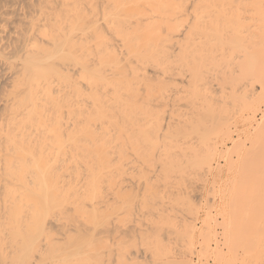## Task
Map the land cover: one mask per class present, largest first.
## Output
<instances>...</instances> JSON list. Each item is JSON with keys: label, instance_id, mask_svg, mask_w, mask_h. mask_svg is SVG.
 I'll return each mask as SVG.
<instances>
[{"label": "bare ground", "instance_id": "1", "mask_svg": "<svg viewBox=\"0 0 264 264\" xmlns=\"http://www.w3.org/2000/svg\"><path fill=\"white\" fill-rule=\"evenodd\" d=\"M263 92L264 0H0V264H191L163 241L178 225L191 248L190 195L150 202L174 175L215 178L221 135L224 248L206 212L199 257L264 264V113L246 149L225 116Z\"/></svg>", "mask_w": 264, "mask_h": 264}, {"label": "rangeland", "instance_id": "2", "mask_svg": "<svg viewBox=\"0 0 264 264\" xmlns=\"http://www.w3.org/2000/svg\"><path fill=\"white\" fill-rule=\"evenodd\" d=\"M263 96H264V92H263ZM264 98V97H263ZM259 100H260V98H259ZM259 100L257 99L255 102H259ZM264 100V99H263ZM236 104V103H235ZM233 104L234 106H227V110H226V114H225V116H227V118H228V120L232 117V119H230V121H228L227 119H226V121H228L227 123H226V121H225V123H226V125H227V129H229L230 131V136H232V139L233 138H239L240 137V140H244L245 142H241V143H243L244 144V146H243V148H249V144L250 143H248V139L246 138V136H248L247 134L250 132H248V130H251L252 128H251V125L250 124H255L257 121H260L261 120V117H262V115L261 114H263L264 113V101L262 102V98H261V101L259 102V104L258 103H256V108H255V105H254V107H253V109H255V110H253V111H250V112H248L246 109H244V108H242V106H241V108H239L240 106H239V104ZM239 106V107H238ZM229 110H230V112H229ZM240 110H242V111H240ZM229 113H228V112ZM237 113H236V112ZM234 114H232V113ZM236 114H235V113ZM241 112H242V114H241ZM263 112V113H262ZM238 114V115H237ZM246 114L248 115L249 114V117L251 118V120H249L247 117H245L246 116ZM232 115V116H231ZM251 115V116H250ZM244 118H247V119H244ZM260 118V119H259ZM246 121V122H245ZM249 121V122H248ZM250 121H252V122H250ZM250 123V124H249ZM247 126H245V125ZM249 124V125H248ZM244 127V128H243ZM245 130V131H244ZM247 130V131H246ZM247 132V133H246ZM242 133V134H241ZM244 133V134H243ZM246 133V134H245ZM245 136V137H244ZM221 137H223V138H221ZM221 137L220 138H218V139H220L221 141H219L218 139V144H217V148H218V150L220 149V151H221V154L223 155V150H226V148L229 146H231V139L230 138H228V139H226L227 138V136L225 137V136H222L221 135ZM243 138V139H242ZM225 139V140H224ZM223 140V141H222ZM221 142V143H220ZM227 146V147H226ZM229 147L227 148V149H229ZM233 149H231V150H229V153H230V151H231V158L234 160V159H237V153L235 154V153H233V151H232ZM219 151V152H220ZM225 152V151H224ZM236 152V151H235ZM217 154H219V153H217ZM214 155V157L211 159V166H212V168L214 169V171H216L214 174H216L215 175V178L213 177V172H211V171H206V169H204V171H201L200 173H196V172H194V173H196V174H194V173H192L193 174V177H192V174H191V172L192 171H190V176L189 175H187V174H189V173H187V174H185V175H180V174H178V175H174L173 177H172V181H174V183H171V184H168V187H169V189H170V191H169V189H168V187H167V184L165 185V184H163V185H161V186H165L164 188L162 187L161 188V186L159 187L158 186V193L160 194V197H159V194L157 195L158 196V198H154V197H152V200H151V202H150V205H151V203L152 204H154L152 207H153V209H155L154 211H156V210H160L161 208H162V204H164V205H166L165 206V208H169V205H170V203H167L169 200H170V198H169V200H168V194H169V197H171L172 195H174V194H170L173 190H174V187H175V189L178 191V194L176 193V196H178L179 195V193L181 194V196L180 197H182V198H184V199H189L188 198V196L191 198L190 200H189V202L192 204V207L193 208H195V209H197V210H195V211H197V213H190V212H192V211H189L188 209L186 210V211H184L185 209H183V213L181 212V215L183 216V215H185L187 218H190L189 216H191L192 217V215H195L196 216V218H193V219H191L192 221H193V225L195 226L194 227V230H195V235H192L191 236V244H190V246H191V248L189 247V248H187V242H188V240L187 241H185V239H187V238H185L184 236H182V239H184V240H181V236L179 237V236H176L177 234L178 235H181L180 233V231H181V229H180V227L178 226V225H175V227H174V225L173 226H171L170 228H169V226H167V230H173V231H170V232H168V231H166V228H165V226L166 225H164V227H163V229L166 231V233L168 232V233H172V234H166L165 235V233H164V235H165V237L167 238V239H165L164 238V235H162V239L164 238L165 240H163L164 242H169V240H170V242L171 241H173V238H174V241H173V245H171L172 244V242L171 243H169V249H170V253L172 254V255H174L175 253L177 254V252L178 253H183L184 251H185V253H186V255H187V257L191 260L190 262H191V264H214V262H215V264H216V261L214 260V258L211 256H202L201 258L199 257V255H200V251H201V242H202V239H201V237L200 236H198V233L197 232H199V229H200V227H201V225H202V221L204 220L203 219V216H204V218H205V214H206V212H210V218L212 219H210L209 218V222H210V224H211V226H212V229H215L214 230V232H213V230H212V232L214 233V236L215 237H218V238H215L216 240L218 239L219 240V244H221V242L220 241H222V240H220V239H222L221 237V232H220V223H216V222H220L221 221V212H220V210H219V208H227L226 206V204H224L225 203V201L227 200V199H224V198H226L225 197V195L223 196V193L222 192H224V191H221V194H222V196H220L221 194L219 193V191H220V188L222 189V187L223 188H227V186L229 185V182L233 179V177H234V173H232L233 171L231 170V171H229V169L227 168V166H226V163H225V159L222 157V155ZM217 163H219V164H217ZM219 165V166H218ZM227 168V169H226ZM141 169H143V171H142V173L141 174H143V175H141L140 176V174L139 173H137L136 171V173H137V177L135 176V177H133L134 178V180H135V182L136 181H140L141 180V182L142 181H144V178H143V176H152L153 175V172H152V169L151 168H147V170H145L144 171V168H141ZM146 169V168H145ZM151 169V170H150ZM154 169H156V168H154ZM153 169V170H154ZM226 170V171H225ZM128 171V172H127ZM126 172L128 173V174H126L127 176H126V178L128 177V179L130 178V176H131V174H132V171H129V170H127ZM149 171V172H148ZM131 172V173H130ZM135 173V174H136ZM134 174V173H133ZM132 174V175H133ZM149 174V175H148ZM150 174H152V175H150ZM138 175H139V177H140V179H137L138 178ZM195 175V176H194ZM218 175H219V177H218ZM228 175V176H227ZM191 178H189V177ZM224 176H226L227 178L226 179H224ZM120 177L121 176H117V180H119L120 179ZM125 177V174L123 175V177L122 178H124ZM121 178V179H122ZM125 178V179H126ZM133 178H132V176H131V178L129 179V180H133ZM136 178V179H135ZM214 178V179H213ZM125 179H122V180H124L123 182L124 183H126V181H125ZM204 179V180H203ZM206 179V180H205ZM213 179V180H212ZM224 179V180H223ZM132 180L130 181V182H132ZM133 180V181H134ZM221 180V181H220ZM227 180V181H226ZM229 180V181H228ZM181 181H184V182H182L181 183ZM224 181H225V183H224ZM217 182H219V183H217ZM123 183V184H124ZM129 183V182H128ZM226 183H227V186H226ZM122 184V185H123ZM182 184V186H184V187H182V186H180ZM186 186H185V185ZM203 186H202V185ZM173 185H174V187H173ZM223 185V186H222ZM195 186V187H194ZM201 186V187H200ZM213 186V187H212ZM219 186H221V187H219ZM226 186V187H225ZM173 189H172V188ZM181 187V188H180ZM194 187V188H193ZM219 189H218V188ZM166 188V189H165ZM183 188H185V189H183ZM196 189H198V190H196ZM175 190V191H176ZM180 190V191H179ZM183 190V191H182ZM191 190V193H193L192 195L190 194V191ZM193 190V191H192ZM223 190V189H222ZM188 191V192H187ZM164 192H167V193H165L164 195L165 196H167V197H161V195H163V193ZM170 192V193H169ZM187 194H186V193ZM199 192V193H198ZM209 192V193H208ZM210 192H212V193H210ZM215 192V193H214ZM183 193H184V195H187V196H184L183 195ZM213 194V195H212ZM163 195V196H164ZM183 195V196H182ZM194 195V196H193ZM219 195V196H218ZM157 196H155V197H157ZM186 197V198H185ZM213 197V198H212ZM223 197V200H221L220 198H222ZM165 198V199H164ZM167 198V199H166ZM181 198V199H182ZM197 198V199H196ZM218 198V199H217ZM160 200V202H158L159 200ZM192 199H194V201L192 200ZM196 199V200H195ZM215 199V200H214ZM161 200H163V201H161ZM168 200V201H167ZM206 200V201H205ZM225 200V201H224ZM165 201H167V202H165ZM196 201V202H195ZM209 201V202H208ZM161 202H163V203H161ZM200 202V203H199ZM206 202V203H205ZM223 202V203H222ZM227 202V201H226ZM156 203H158L157 205H156ZM166 203V204H165ZM195 203H197V204H195ZM222 203V204H221ZM160 204H161V206H160ZM159 207L158 209H157V207ZM203 205V206H202ZM216 205V206H215ZM222 205V206H221ZM136 206V205H135ZM134 207V206H133ZM154 207H156V208H154ZM210 207H211V209H210ZM168 208L166 209V213H167V211L168 212H171V211H169L168 210ZM208 208V209H207ZM135 209H136V207H135ZM163 209H164V206H163ZM134 210V209H133ZM182 210V209H181ZM208 210V211H207ZM193 211H194V209H193ZM219 213H218V212ZM165 212L163 213V214H166ZM178 214H180V213H178ZM192 214V215H191ZM216 214H218V215H216ZM180 215V216H181ZM215 215V216H214ZM135 216H136V214H135ZM134 216V217H135ZM185 216H183V217H185ZM197 216H198V218H197ZM200 216V217H199ZM206 216H209V213H208V215L206 214ZM140 217V216H139ZM150 217V216H149ZM143 218V217H142ZM138 219V220H136L135 221V219L136 218H134V220L132 221V223L133 224H136V225H140L141 224V222H146V220H148V218H147V216L145 217L146 219L144 220V219ZM179 219V218H178ZM197 219V220H196ZM199 219V220H198ZM216 221H214V220ZM143 220V221H142ZM176 220V219H175ZM190 220V219H189ZM177 221V220H176ZM213 222V223H212ZM215 222V223H214ZM153 225H155V224H153ZM157 225V224H156ZM155 225V226H156ZM180 225H181V223H180ZM198 226V227H197ZM178 227V228H177ZM197 227V228H196ZM169 228V229H168ZM175 228V229H174ZM177 228V229H176ZM174 230H175V232H174ZM178 230V231H177ZM163 231V230H162ZM161 231V232H162ZM160 232V230H159V234H162ZM174 232V233H173ZM155 233H157V232H155ZM177 233V234H176ZM193 233V234H194ZM212 233V234H213ZM53 234V233H52ZM158 234V233H157ZM158 234V235H159ZM174 234V235H173ZM216 234V235H215ZM155 234L153 233V237H157V239H158V237L160 236H157V235H155ZM167 235H169V237L170 236H175V237H170V238H168V236ZM220 235V236H219ZM53 236H55V235H53ZM155 237V238H156ZM161 237V236H160ZM159 237V238H160ZM178 237V238H177ZM195 237V238H194ZM210 237V239H207L208 240V244H209V249H212V248H214L215 247V242H214V238L210 235L209 236ZM209 237H207V238H209ZM179 239V240H178ZM167 240V241H166ZM177 241V242H176ZM179 241V242H178ZM163 242V243H164ZM214 242V243H213ZM175 243V244H174ZM177 243V244H176ZM187 243V244H186ZM207 243V242H206ZM139 244V245H138ZM186 244V245H185ZM136 245H138L139 246V250H141L142 249V245H141V243H140V240H138V243H137V241H136ZM177 245V246H176ZM180 245H182L181 247H180ZM141 247V248H140ZM179 247V248H178ZM183 247V248H182ZM212 247V248H211ZM220 247H223L224 248V246L221 244L220 245ZM134 248V247H133ZM132 247H131V249H133ZM166 248H168V247H166ZM182 248V249H181ZM195 248V249H194ZM175 249L177 250L176 252H175ZM181 249V250H180ZM191 251H190V250ZM194 249V250H193ZM180 251V252H179ZM189 251H190V253H189ZM197 251H199V252H197ZM224 251H225V249H224ZM223 251V252H224ZM192 253V254H191ZM226 255H227V252L225 251L224 252ZM239 253H240V251L237 253V258H240L241 257V253H240V255H239ZM148 254V253H147ZM171 254H169L170 256H171ZM191 254V255H190ZM149 255V254H148ZM207 258V259H206ZM139 259H142V257L141 258H138V261H139V263H140V260ZM143 261H142V263L143 262H145V260L144 259H142ZM151 260V261H150ZM205 260H206V262H208V263H206L205 262ZM146 261H147V263L146 264H155V262L153 261L152 262V259L151 258H148L147 257V259H146ZM205 262V263H204ZM144 263V264H145ZM141 264V263H140Z\"/></svg>", "mask_w": 264, "mask_h": 264}]
</instances>
